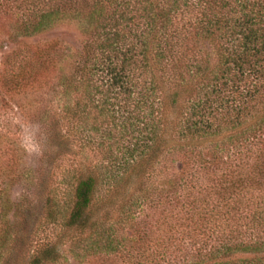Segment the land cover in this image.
I'll use <instances>...</instances> for the list:
<instances>
[{
  "label": "trees",
  "instance_id": "1",
  "mask_svg": "<svg viewBox=\"0 0 264 264\" xmlns=\"http://www.w3.org/2000/svg\"><path fill=\"white\" fill-rule=\"evenodd\" d=\"M0 50V264H264V0H0Z\"/></svg>",
  "mask_w": 264,
  "mask_h": 264
},
{
  "label": "rangeland",
  "instance_id": "2",
  "mask_svg": "<svg viewBox=\"0 0 264 264\" xmlns=\"http://www.w3.org/2000/svg\"><path fill=\"white\" fill-rule=\"evenodd\" d=\"M61 40L73 50L80 47L82 37L76 26L71 23H63L53 30L30 39V42H45L51 40ZM5 51L0 50V66ZM18 126L19 141L27 151L26 163L30 169V179H22L13 186L12 196L18 201L23 202L27 207H31L36 215L33 219L32 226L40 224V217L44 213L43 207L46 200V174L42 165L43 146L45 143V134L48 130V124L40 121L14 118ZM37 218V219H36Z\"/></svg>",
  "mask_w": 264,
  "mask_h": 264
}]
</instances>
